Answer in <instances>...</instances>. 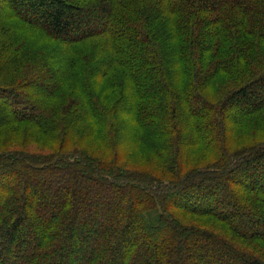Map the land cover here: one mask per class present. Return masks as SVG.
Masks as SVG:
<instances>
[{
    "label": "trees",
    "instance_id": "trees-1",
    "mask_svg": "<svg viewBox=\"0 0 264 264\" xmlns=\"http://www.w3.org/2000/svg\"><path fill=\"white\" fill-rule=\"evenodd\" d=\"M21 1L0 0V130L91 136L112 158L2 149L0 264H264V139L226 146L264 128V0ZM135 152L163 175L116 163Z\"/></svg>",
    "mask_w": 264,
    "mask_h": 264
},
{
    "label": "rangeland",
    "instance_id": "rangeland-1",
    "mask_svg": "<svg viewBox=\"0 0 264 264\" xmlns=\"http://www.w3.org/2000/svg\"><path fill=\"white\" fill-rule=\"evenodd\" d=\"M19 5L22 4V1L19 0ZM1 8H4V5H2ZM8 21L12 22L13 24H18L19 21L17 19H9ZM15 32H19L16 31ZM20 34L26 37L28 40H34L36 38L35 35L31 34L28 35L25 32H20ZM50 81H54V79H50ZM49 83L48 81H46ZM44 81L40 80L36 84V88L38 90L42 89L43 87L47 86L48 84ZM99 86L98 84L95 85V88ZM29 105L27 102H24L21 104ZM126 108V105H124ZM257 125H255L253 122L247 126L243 125L240 126L237 130H235L230 138L227 140L226 146L229 148H238L247 144H251L257 141H261L264 139V128H258ZM32 129L29 127V124L22 123V124H14L10 126L1 127L0 130V151L5 148H11V149H25L29 151L34 152H50L55 151L58 149L66 150H75V149H83L89 154L100 157L104 160H110L112 158L110 155H108L107 151L103 149L98 143L94 140L93 137L88 136L86 138L80 139L78 136L70 138L68 141H59V142H49L44 141L43 137L36 136L35 138H31L32 134H28L29 131ZM128 131L125 132V134L119 135L118 131H112V136L114 140V149L117 153L122 154L124 151H126L127 147H130L131 145H128L131 143L132 140L130 135L127 134ZM223 133V132H222ZM226 134V133H223ZM29 135V136H28ZM26 136L27 138H25ZM232 137V138H231ZM123 138V142L122 139ZM61 142V143H60ZM121 142V143H120ZM198 149L194 151H190L187 156L184 158V169L190 168L192 166H198L206 161L209 160L208 156L204 155L203 158L198 157ZM119 160L116 158V163L122 164L124 163L126 167L129 168H137V169H144L148 170L154 174L163 175L161 171L157 170L153 161H147L144 159L143 156L139 155V153L133 154L132 157H128L127 155L119 156ZM48 187V186H47ZM50 193L46 192V197L48 201H52V188L50 187ZM91 192V190H89ZM113 208L117 207V204L113 202L112 205ZM178 219H180L183 223L186 224H192L196 225L197 227H200L202 229L209 230L213 232L214 234H219L223 238H227L228 240L232 242H236L237 244H244V246L248 247L249 244H247L245 241H243L240 238H236L233 236V233L228 229V227L222 223L221 221L215 220L213 217L210 216H198L195 214H182L178 212L177 215ZM261 247L264 245V242L260 244ZM243 246V245H242ZM250 248V247H248ZM252 248V247H251ZM250 248V249H251ZM258 252V251H257Z\"/></svg>",
    "mask_w": 264,
    "mask_h": 264
}]
</instances>
